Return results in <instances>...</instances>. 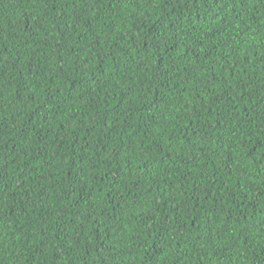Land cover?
I'll list each match as a JSON object with an SVG mask.
<instances>
[{"label": "trees", "instance_id": "1", "mask_svg": "<svg viewBox=\"0 0 264 264\" xmlns=\"http://www.w3.org/2000/svg\"><path fill=\"white\" fill-rule=\"evenodd\" d=\"M0 264H264V0H0Z\"/></svg>", "mask_w": 264, "mask_h": 264}]
</instances>
